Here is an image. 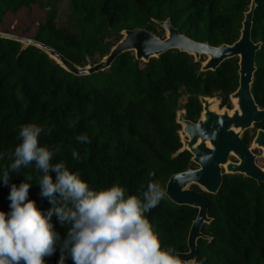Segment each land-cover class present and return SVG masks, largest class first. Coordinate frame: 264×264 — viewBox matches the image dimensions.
Instances as JSON below:
<instances>
[{
	"label": "trees",
	"instance_id": "obj_1",
	"mask_svg": "<svg viewBox=\"0 0 264 264\" xmlns=\"http://www.w3.org/2000/svg\"><path fill=\"white\" fill-rule=\"evenodd\" d=\"M39 1L0 0V27L8 15L31 9ZM250 1L66 0L72 22L59 26L53 10L32 38L80 66L87 65L88 60L99 62L122 38L123 29L146 28L159 36L157 28L161 26L156 21L167 18L195 40L215 46L231 44L240 35ZM256 1L252 39L262 41V47L256 56L253 85L264 106V0ZM21 48L16 40L0 38V152L5 154L0 166L10 163L8 153L18 143L20 126L34 121L51 128L50 133L41 135L40 142L62 149L53 162L65 159L93 186L119 179L130 192H136L152 173L153 179L166 188L171 175L186 170L191 163L189 152L174 156L182 146L176 122L181 97H188L189 115L194 117L200 106L198 95H213L219 89L227 94L237 85L235 57L215 71L203 72L201 62L178 49L149 62L125 52L105 71L76 76L38 47ZM58 69L74 78L59 75ZM82 132L88 134L89 143L76 141ZM73 148L80 154L79 162L71 158ZM25 172L33 175L29 198L46 210L49 201L40 196L35 184L39 174L34 166L21 169V174ZM13 175L9 185L0 183L2 209H8L10 203V184L23 179ZM206 197L212 221L205 223L202 231L211 239L199 238L195 264L202 258L204 264H264V182L225 177L219 191L206 193ZM147 215L164 245L179 252L189 250L187 239L196 208L177 205L167 197ZM56 228L61 236L65 234L66 227L57 223ZM59 256L57 248L46 258L47 264H57ZM66 264H72L70 257Z\"/></svg>",
	"mask_w": 264,
	"mask_h": 264
},
{
	"label": "clouds",
	"instance_id": "obj_2",
	"mask_svg": "<svg viewBox=\"0 0 264 264\" xmlns=\"http://www.w3.org/2000/svg\"><path fill=\"white\" fill-rule=\"evenodd\" d=\"M46 132L51 128L34 121L22 124L18 143L8 153L10 163L0 166L4 185H9L13 174L23 176L19 183L10 184L8 209L0 208V264H47L46 258L57 248V264H66L69 257L72 264H182V254L162 243L147 215L168 196L152 173L136 192L119 179L93 186L65 159L53 162L62 149L40 142ZM75 139L80 144L90 142L86 132ZM4 155L0 152V159ZM70 155L73 161L81 159L74 148ZM30 166L39 174L35 184L40 196L49 201L46 210L29 198L33 175L21 174V169ZM57 223L66 227L63 236ZM199 264H204L203 258Z\"/></svg>",
	"mask_w": 264,
	"mask_h": 264
},
{
	"label": "water",
	"instance_id": "obj_3",
	"mask_svg": "<svg viewBox=\"0 0 264 264\" xmlns=\"http://www.w3.org/2000/svg\"><path fill=\"white\" fill-rule=\"evenodd\" d=\"M257 1L251 0L248 10L244 12L240 35L233 43L211 45L208 41H198L180 32L171 20H157L166 30V37L161 38L146 28L123 29V37L111 48L110 52L95 64L80 66L65 57L55 48L30 37L19 36L0 31V38L12 39L22 44L21 50L28 46H35L45 51L64 70L76 75L85 76L104 71L112 66L117 57L125 52H133L139 61L149 62L171 49H178L192 55L196 62H201V71H215L224 61L230 58H239V87L231 94L235 107L232 111L218 109V101L201 96L203 115L197 123L184 118L185 111L177 113V122L183 125L180 132L182 146L174 156L189 151L192 160L200 167L183 172L174 173L166 183L168 198L180 206H190L197 209V216L193 220L187 239L189 250L180 252L181 260L195 264L199 253V238L211 239L202 231L205 223L212 218L208 215V202L203 192L190 189L194 184L203 191L216 194L223 182L221 165L225 167L226 174H245L257 180L258 184L264 182V168L254 163V155L241 138L242 133L252 127L254 123L264 120V109L259 108L253 94L252 84L257 71L256 56L262 47V41L252 39L253 17ZM205 61H201L202 56ZM254 145L263 149L264 156V130L259 129L254 139ZM241 157V164L229 161V154ZM195 258V260H193Z\"/></svg>",
	"mask_w": 264,
	"mask_h": 264
},
{
	"label": "flooded vegetation",
	"instance_id": "obj_4",
	"mask_svg": "<svg viewBox=\"0 0 264 264\" xmlns=\"http://www.w3.org/2000/svg\"><path fill=\"white\" fill-rule=\"evenodd\" d=\"M238 59V66H239V58L238 57H235ZM200 71H201V68H200ZM237 74H238V77H237V85L236 87L229 93H225L222 89H219V90H216L213 95H198V100H199V108H198V115L197 116H194V117H190L189 115V109H188V103H189V100H188V97L186 95H183L181 98L183 97H187V100L186 102H184L182 105L181 108H179L177 111H176V122H177V113L178 111L180 110H184L185 111V116L184 118L186 120H190L192 121L193 123H197L198 120L202 117L203 115V111H204V108H203V103L201 102L200 100V97L201 96H205V97H209L210 99H216L218 101V104H217V107L218 109L221 111L223 108H227L228 110L232 111V109L235 107V104H234V100L231 98V94H233L239 87V79H240V76H239V67L237 69ZM254 83V82H253ZM252 94H253V97L257 103V105L259 106V108L261 109H264V106H262L258 100V97H256V93H255V89H254V85L252 84ZM178 123V122H177ZM179 124V128L177 129V132L179 134V137H180V140H181V136H180V132H183V125H181L180 123ZM259 129H262L264 130V120H262L261 122L259 123H254V125L248 129H246L242 135H241V138L244 140V142L247 144L248 148L251 150V153L255 156L254 157V163L259 166L260 168H264V156H263V149L254 145V139L258 133V130ZM182 144V143H181ZM181 148V147H180ZM179 148V149H180ZM186 152H189L186 150ZM190 153V152H189ZM191 157H190V166L186 169V170H189V169H198L200 166L198 164H196L195 162H193L192 160V154L190 153ZM229 161H231L232 163H235V164H241L242 162L244 163H248V161H244L242 160L241 157H238L236 156L235 154H232L230 153L229 154ZM221 172H222V177H223V181L225 179V177H228V178H242V179H245V180H254L257 182V180L253 179V178H250V177H247L245 174H226L225 173V167L224 165H221ZM186 170H183V171H186ZM183 171H180V172H183ZM178 173V172H177ZM223 183V182H222ZM258 183V182H257ZM197 189H196V188ZM190 189H193L195 191H199V192H203L204 195L206 196V193L205 191H203L200 187H198L197 185H190L189 186ZM207 199V197H206Z\"/></svg>",
	"mask_w": 264,
	"mask_h": 264
},
{
	"label": "rangeland",
	"instance_id": "obj_5",
	"mask_svg": "<svg viewBox=\"0 0 264 264\" xmlns=\"http://www.w3.org/2000/svg\"><path fill=\"white\" fill-rule=\"evenodd\" d=\"M64 1L66 2V0H63V2L62 0H40L37 4H34L31 9L26 8L16 15H8L5 18L0 29L8 30L16 35H24V37L28 36L32 38L35 35L38 25L46 22L49 14L53 10H56L57 12L56 22L59 26L68 24V22L72 19L71 17H69L70 9L68 8L67 3H65ZM2 9L3 6L0 5V12L2 11ZM157 31L159 33V37H166L167 32L164 28L158 27ZM206 58L207 57L203 55L201 61H205ZM88 64H92L90 60H88ZM57 72L59 75L66 78H74L71 74L63 71L62 69H58ZM98 73L99 72H96L91 75H95ZM186 100L187 97H183L180 99V103L183 104L184 102H186Z\"/></svg>",
	"mask_w": 264,
	"mask_h": 264
}]
</instances>
